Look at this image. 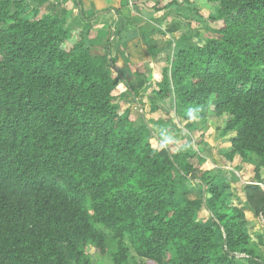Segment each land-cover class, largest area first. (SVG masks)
Instances as JSON below:
<instances>
[{"label": "trees", "instance_id": "16d2710c", "mask_svg": "<svg viewBox=\"0 0 264 264\" xmlns=\"http://www.w3.org/2000/svg\"><path fill=\"white\" fill-rule=\"evenodd\" d=\"M27 1L0 0V264H264L224 170L178 120L222 122L223 159L254 162L240 192L264 225V0H205L214 35L175 50L138 127L109 51L68 16L25 18Z\"/></svg>", "mask_w": 264, "mask_h": 264}, {"label": "crops", "instance_id": "0c3cea01", "mask_svg": "<svg viewBox=\"0 0 264 264\" xmlns=\"http://www.w3.org/2000/svg\"><path fill=\"white\" fill-rule=\"evenodd\" d=\"M194 1L193 6L179 8L170 7V0H46L40 7L28 0L27 6L39 9V16L56 15L59 19L68 16L67 27L73 33L81 31L87 47L109 51L112 73L118 80L121 96L125 98L130 93L134 101L143 104L163 71L168 69L175 50L194 46L191 40L197 31L192 29L194 36L189 37L188 29H185V25L194 22L193 13L196 12L191 10L197 9L202 14L199 0ZM173 22L179 25V30L169 34L167 30ZM196 22L198 24V20ZM133 91L138 95L137 100ZM227 146L229 150L230 144ZM237 161L241 162L236 158L233 163ZM241 166L244 169L252 167L253 172L254 162H241ZM246 220L253 235L249 230L247 232L253 239L261 234L264 242L263 223L253 217L249 219L247 215ZM261 251L264 253V245Z\"/></svg>", "mask_w": 264, "mask_h": 264}, {"label": "rangeland", "instance_id": "374dc122", "mask_svg": "<svg viewBox=\"0 0 264 264\" xmlns=\"http://www.w3.org/2000/svg\"><path fill=\"white\" fill-rule=\"evenodd\" d=\"M199 2H200V7H201L200 10H202L201 12L202 14L198 15V13L196 14L193 13L194 18L193 20L190 19V21L192 20L194 22L193 24H191L190 30H188L189 37L194 36V34L192 33H195V31L193 30H196L201 33V38L194 37L192 38V40L190 39L191 42L194 44V46L202 45L205 38L214 35L211 29H214L215 26L212 25L210 19L215 17L217 12V9L209 6L205 0H199ZM30 11L31 9L28 6H26L23 9V15L25 18L31 17ZM191 11L197 12V9ZM191 15L192 14H190V16ZM197 20H198V24L196 22ZM113 93L116 96L117 95L121 96V92L119 88H116ZM122 100L123 101L121 103V109L119 113H121L123 109L128 108L136 118L135 127H138L140 125L139 116L142 114V112L147 113L149 111L150 105L148 101H146V103L143 104L140 101L137 103V101H134L130 93L125 98L122 97ZM178 120L181 125V128L184 129V132H187L188 135H190V137L192 138L195 145L194 149H196V144L198 143L203 150L202 155L205 156L208 160L213 161L218 167H221L224 170V172L220 175L221 179L224 182H228L231 185V189H230L231 196H227L225 197V199L229 203H232L233 205H238L239 207L247 211L246 204L244 203L243 194L240 192V186L241 184L252 180L253 178L252 167L247 166V168L244 169L243 168L244 166H241V162L239 163V161H237L236 163L232 162L233 164L231 163L230 165L229 162H226L223 159V154L228 151L227 149L228 143L226 142V140H223L218 135V131L220 127H222V122H219L214 117H207L206 124L201 128H198V125L196 124V120H192L190 124L188 122L181 121L180 118H178ZM145 122L148 123L149 120L146 119ZM168 136L171 137V135ZM184 143L185 141L183 139L176 140V145L179 148L182 147ZM200 197H201L200 192H197L191 195L190 199L192 198L196 199ZM246 215L249 219L252 217L250 212L246 213ZM197 218L200 219L202 222H204L206 226H212L211 217L204 210H201L197 213ZM246 229L249 230L250 234L251 232H253L250 226L246 227ZM215 233L218 236L219 230H215ZM67 254L69 255V261L73 263V256L69 252ZM138 263H139L138 261L134 260V264H138Z\"/></svg>", "mask_w": 264, "mask_h": 264}]
</instances>
